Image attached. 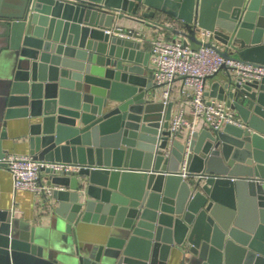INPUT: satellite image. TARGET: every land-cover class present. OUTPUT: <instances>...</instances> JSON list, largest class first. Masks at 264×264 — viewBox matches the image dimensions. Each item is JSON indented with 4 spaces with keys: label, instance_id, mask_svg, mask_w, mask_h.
<instances>
[{
    "label": "water",
    "instance_id": "95a60500",
    "mask_svg": "<svg viewBox=\"0 0 264 264\" xmlns=\"http://www.w3.org/2000/svg\"><path fill=\"white\" fill-rule=\"evenodd\" d=\"M0 26V157L26 120L29 154L81 165L42 168L48 225L0 207V264H165L173 248L186 264H264V77L223 63L206 94L241 124L182 138L138 40L168 29L264 64V0H0ZM89 222L97 242L79 239Z\"/></svg>",
    "mask_w": 264,
    "mask_h": 264
},
{
    "label": "built area",
    "instance_id": "2783aa9c",
    "mask_svg": "<svg viewBox=\"0 0 264 264\" xmlns=\"http://www.w3.org/2000/svg\"><path fill=\"white\" fill-rule=\"evenodd\" d=\"M209 33V30H203L202 38L205 39ZM150 57L153 64L154 82L159 85L169 84L163 92L164 102L168 101L170 85L176 77L183 76L184 84L191 87L189 99L191 117L180 111L169 120V129L172 132L187 129L188 139L197 130L196 125L200 120L206 127L215 129L222 127L225 123L241 124L235 111L225 101L206 96V76L217 71L224 63L240 83L264 77V64L226 58L213 46L201 45L198 49H193L189 43H183L181 38L156 36L151 41ZM0 164L10 171L14 191H31L39 197L51 191V187L41 179L42 168L51 167L56 171H73L81 167L80 164L51 162L34 158L29 153L14 152H6L1 156ZM179 173L187 177L184 164Z\"/></svg>",
    "mask_w": 264,
    "mask_h": 264
},
{
    "label": "crops",
    "instance_id": "0c3cea01",
    "mask_svg": "<svg viewBox=\"0 0 264 264\" xmlns=\"http://www.w3.org/2000/svg\"><path fill=\"white\" fill-rule=\"evenodd\" d=\"M6 10V9H3ZM172 20L166 21L167 24H172ZM121 24V23H120ZM1 28V26H0ZM165 37V38H181L176 36L171 30L162 29L159 33L152 28H146V35L143 39H138L141 42V48L148 53V65L153 69V64L151 62V41L156 37ZM1 45V43H0ZM146 70L144 74L146 75ZM225 74V69L222 70V74H219L220 81H223L222 75ZM169 87V84L159 85L156 87V95L160 96L161 99H165L163 92L166 88ZM210 82L206 81V89L209 90ZM191 87L187 84H184L183 78L178 76L176 77L170 85V93L168 100L173 101V106L171 110V118L174 114L183 111L188 117H191V108L189 104L190 99V90ZM208 98H212L210 95H206ZM216 98V97H214ZM206 127L203 122L200 120L196 128L200 130L201 128ZM27 123L26 120H23V124H15L11 122L7 128L8 138L3 141L4 147L7 149V152L14 153H29L27 139L25 138L27 134ZM182 138L187 135V129H183L180 134ZM46 178V173L42 172V179ZM40 199L39 196H36L31 191L18 190L14 191L13 181L10 171L5 166H0V207L8 208L12 211V214L15 216L28 221L30 224H44L48 225L50 218V210L47 206H41V203L38 202ZM244 201V200H243ZM242 207V206H241ZM43 208V209H42ZM243 209L248 211V204L243 203ZM44 211V215L41 216L40 212ZM79 233L80 241L88 242H97L100 239V236L96 234L99 224L96 223H81ZM183 258V253L177 248H173L170 254L168 255L167 261L165 264H181Z\"/></svg>",
    "mask_w": 264,
    "mask_h": 264
}]
</instances>
